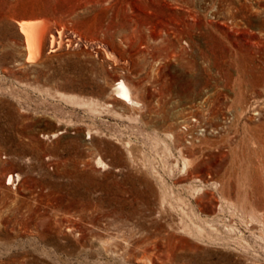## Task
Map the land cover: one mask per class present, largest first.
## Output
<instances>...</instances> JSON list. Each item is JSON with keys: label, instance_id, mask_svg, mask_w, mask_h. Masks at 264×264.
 Returning <instances> with one entry per match:
<instances>
[{"label": "rangeland", "instance_id": "374dc122", "mask_svg": "<svg viewBox=\"0 0 264 264\" xmlns=\"http://www.w3.org/2000/svg\"><path fill=\"white\" fill-rule=\"evenodd\" d=\"M0 264H264V0H0Z\"/></svg>", "mask_w": 264, "mask_h": 264}, {"label": "bare ground", "instance_id": "6f19581e", "mask_svg": "<svg viewBox=\"0 0 264 264\" xmlns=\"http://www.w3.org/2000/svg\"><path fill=\"white\" fill-rule=\"evenodd\" d=\"M18 25L21 33L25 36L26 46L28 49L27 60H35L45 51L48 34H50V25L43 19H25L19 21ZM64 42L63 31H59L57 37L51 33L49 35V51L62 48ZM114 90L116 95L121 99L127 102H135L132 97L131 89L124 81H119ZM10 180H13L12 176H10Z\"/></svg>", "mask_w": 264, "mask_h": 264}, {"label": "built area", "instance_id": "2783aa9c", "mask_svg": "<svg viewBox=\"0 0 264 264\" xmlns=\"http://www.w3.org/2000/svg\"><path fill=\"white\" fill-rule=\"evenodd\" d=\"M56 36V35H55ZM57 36H58V34H57ZM65 42H64V47L65 48H70V47H72V44L74 43V45L75 46H77L78 44H79V42H81V37L80 36H77L76 34H74V37L73 38H69V37H66L65 36ZM73 39H74V41H73ZM15 175V177H16V174H14ZM16 179H17V177H16ZM9 183H11L10 181H9ZM13 183V182H12ZM11 183V184H12Z\"/></svg>", "mask_w": 264, "mask_h": 264}]
</instances>
